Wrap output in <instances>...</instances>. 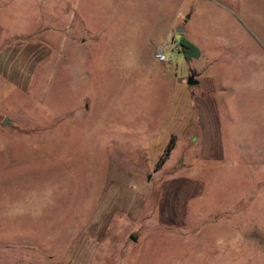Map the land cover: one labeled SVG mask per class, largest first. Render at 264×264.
<instances>
[{
	"label": "rangeland",
	"instance_id": "1",
	"mask_svg": "<svg viewBox=\"0 0 264 264\" xmlns=\"http://www.w3.org/2000/svg\"><path fill=\"white\" fill-rule=\"evenodd\" d=\"M0 63V264H264V0H0Z\"/></svg>",
	"mask_w": 264,
	"mask_h": 264
},
{
	"label": "crops",
	"instance_id": "2",
	"mask_svg": "<svg viewBox=\"0 0 264 264\" xmlns=\"http://www.w3.org/2000/svg\"><path fill=\"white\" fill-rule=\"evenodd\" d=\"M9 49H11L12 50V48H9ZM23 54H25L26 55V57H27V64H26V66H23L22 68H21V70H20V72H21V75H20V77H19V75H17V79H19L20 81L21 80H27V76H26V74H28L30 71H29V69H30V66L33 64V63H36V62H39L40 61V59H41V45L40 44H36V45H34V47L32 48V49H30L29 47H25L24 49H22L19 53H17V55H15L14 56V58L13 59H19L20 58V56H22ZM1 64V63H0ZM12 66H13V63H11V64H8L7 65V71H8V68H10V70H9V72H7V73H10L9 74V77H10V79H11V77H14V75L12 74V72H11V68H12ZM22 77H23V79H22ZM28 81V80H27Z\"/></svg>",
	"mask_w": 264,
	"mask_h": 264
},
{
	"label": "trees",
	"instance_id": "3",
	"mask_svg": "<svg viewBox=\"0 0 264 264\" xmlns=\"http://www.w3.org/2000/svg\"><path fill=\"white\" fill-rule=\"evenodd\" d=\"M180 53L183 54L186 60H191L193 58H198L200 56L199 49L185 37H182L180 40ZM173 147H174V138L171 140L164 155L157 164V168H160L164 164L165 160L170 155Z\"/></svg>",
	"mask_w": 264,
	"mask_h": 264
},
{
	"label": "water",
	"instance_id": "4",
	"mask_svg": "<svg viewBox=\"0 0 264 264\" xmlns=\"http://www.w3.org/2000/svg\"><path fill=\"white\" fill-rule=\"evenodd\" d=\"M184 32V30L182 29V28H179L178 29V31H177V33H179V34H182ZM199 84V81L196 79V74L195 73H192L191 75H190V77L188 78V85L189 86H196V85H198ZM3 125L4 126H9L10 124H9V119H5L4 120V122H3ZM131 239L133 240V241H137V238H135V237H131Z\"/></svg>",
	"mask_w": 264,
	"mask_h": 264
},
{
	"label": "built area",
	"instance_id": "5",
	"mask_svg": "<svg viewBox=\"0 0 264 264\" xmlns=\"http://www.w3.org/2000/svg\"><path fill=\"white\" fill-rule=\"evenodd\" d=\"M155 59L159 62H162V63H170L171 62V59L166 56V54L164 53L162 48L158 49V51L156 52Z\"/></svg>",
	"mask_w": 264,
	"mask_h": 264
}]
</instances>
